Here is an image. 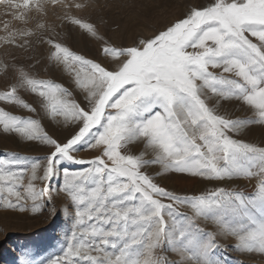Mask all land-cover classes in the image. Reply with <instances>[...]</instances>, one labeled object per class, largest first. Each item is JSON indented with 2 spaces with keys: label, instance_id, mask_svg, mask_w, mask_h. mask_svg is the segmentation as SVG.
<instances>
[{
  "label": "snow or ice",
  "instance_id": "obj_1",
  "mask_svg": "<svg viewBox=\"0 0 264 264\" xmlns=\"http://www.w3.org/2000/svg\"><path fill=\"white\" fill-rule=\"evenodd\" d=\"M0 5L20 24L2 22L0 48L47 46L49 66L73 85L42 77L39 59L0 57V134L48 150L42 158L0 159V212L55 215L63 196L70 213L60 252L43 264H229L218 253L264 256V146L242 138L264 128V0L188 2L130 44L101 31L104 21L88 11L99 0ZM72 29L98 45L100 59L67 43L63 33ZM45 119L69 134H50ZM169 175L252 188L180 194L159 182ZM56 178L62 183L53 188Z\"/></svg>",
  "mask_w": 264,
  "mask_h": 264
},
{
  "label": "rangeland",
  "instance_id": "obj_2",
  "mask_svg": "<svg viewBox=\"0 0 264 264\" xmlns=\"http://www.w3.org/2000/svg\"><path fill=\"white\" fill-rule=\"evenodd\" d=\"M188 2L206 3L207 0H99L101 6L89 9L88 11L92 15V18L98 23H100L101 20L104 21V23H101V31L112 41L130 44L138 36L148 35L154 29H159L165 23L174 19L175 14L178 12L181 13ZM4 11V6L0 5V27H2V22L5 20H11L13 25L19 27V22L12 20L11 16L5 15ZM54 19L55 17L50 14L49 20L53 21ZM131 20H134V22ZM140 20L144 23H141ZM2 34L3 33L0 32V35ZM63 35L67 37V43L78 53L88 58L100 59L98 45L95 42L82 37L74 29L65 30ZM13 56L18 62L26 65L33 63L34 59H39L40 63L35 70L39 72L42 77L51 78L73 89L71 79L68 75L55 67L49 66L46 59L47 46L34 44L33 48L28 51H22L12 47L0 48V57L11 61ZM4 82V80L0 79V86H2ZM75 95L78 100H82V97L78 93H75ZM27 99L32 101L35 98L27 96ZM6 107L7 110L11 111L13 114L22 116L27 115L26 112L14 106L8 105ZM226 107H228V105H226ZM228 108L229 110H233L230 108V105ZM244 114V112L236 113V115ZM43 122L44 124L48 123V125H54L47 119ZM46 125L47 124H45V126ZM249 134L250 136H248ZM242 138L248 142H254L260 146H264V128L253 127ZM14 145L15 147L13 146L12 148L16 150L11 149V151H4L1 148L2 144L0 141V159H6L13 153L29 158H42L45 155L23 152L22 150H31L29 145H27V147L26 142L23 141L15 142ZM68 167L71 170H79L84 166L69 165ZM151 171H155V169ZM169 176L164 177L165 179L161 178L159 182L161 184L167 183L166 187L180 194H199L206 189L203 187H207L209 182L207 181L206 183V181L197 178L179 177L177 175ZM176 179L185 180L187 183L191 180L192 183L183 185L179 184L177 181L175 182ZM60 183H62V179L56 178L53 181V188L59 186ZM245 183L247 182H228L226 185H230V187L239 185L241 188L251 191L252 187L248 183ZM55 204L57 208V213L55 215L50 214L47 210L41 213H31L30 211L24 213L0 212V264H24V261H28L30 264H43V261L47 258L60 252L63 237L70 226V213H65L63 211V196L57 198ZM218 255L224 260H227L229 264H241V261H243V264H264V256L259 254L241 256L236 252L230 251L226 254L218 253Z\"/></svg>",
  "mask_w": 264,
  "mask_h": 264
},
{
  "label": "bare ground",
  "instance_id": "obj_3",
  "mask_svg": "<svg viewBox=\"0 0 264 264\" xmlns=\"http://www.w3.org/2000/svg\"><path fill=\"white\" fill-rule=\"evenodd\" d=\"M176 10V9H175ZM182 10V9H181ZM170 11V10H169ZM182 12V11H181ZM148 14V13H147ZM180 14V12H178V13H176L175 14V17L177 16V15H179ZM138 17V16H137ZM170 17V16H169ZM131 18V17H130ZM139 18V17H138ZM137 19V18H136ZM161 20V19H160ZM129 21V20H128ZM131 21H133L134 22V20H131ZM148 21V20H147ZM137 22V21H136ZM140 22L141 23H144V22H142L141 20H140ZM129 24H130V22H129ZM135 24V23H134ZM159 24V23H158ZM166 24V23H165ZM130 26V25H129ZM120 31V30H119ZM134 32V31H133ZM136 32V31H135ZM147 35V34H146ZM127 37V36H126ZM124 43V42H123ZM129 44V43H128ZM93 51V50H92ZM81 98V97H80ZM228 107H229V105H228ZM230 108H232V106H230ZM50 122V121H49ZM51 123V122H50ZM45 124H47L46 125V129L49 131V133L50 134H53V135H55V136H57V137H59L60 139H64L68 134H69V131L70 130H65L64 128H62V127H60V126H58V125H48V123H45ZM251 134V133H250ZM250 134L248 135V136H250ZM255 136V135H254ZM252 137V136H251ZM253 138V137H252ZM0 141H1V144H2V150H10L11 151V149L12 150H16L15 148H12L13 146L15 147V142H19V141H21L18 137H16V136H14V135H4V134H0ZM24 145V144H23ZM27 145H29V148L31 149V150H22L23 152H27V153H29V154H46V152L48 151L47 150V148H45V147H43V146H41V145H39V144H37V143H26V146ZM28 147V146H27ZM95 153H92V152H81L80 153V155L81 156H83V157H90V156H92V155H94ZM77 170V169H76ZM174 176V175H173ZM170 177V176H169ZM179 177H181V176H179ZM165 179V178H164ZM178 179H180V178H178ZM178 179H176L175 180V182L177 181V182H179V184H183V185H187V184H191L192 183V181L190 180V181H188V183L185 181V180H182V179H184V178H182L181 180H178ZM197 179H199V178H197ZM169 180V179H168ZM167 180V181H168ZM165 181V180H164ZM166 181V182H167ZM172 181V180H171ZM198 181V180H197ZM242 181V180H241ZM232 182H240V181H232ZM172 183V182H171ZM199 183V182H198ZM206 183H207V181H206ZM228 182L226 181V182H224L223 184H217L216 182H208V185H207V187L206 186H204L203 188L205 189H210V188H213V187H216V186H226V187H230V185L229 186H227L226 184H227ZM245 184H247V183H245ZM249 184V183H248ZM164 186H167V183L166 184H163ZM251 187H252V185L251 184H249ZM168 188V187H167ZM198 188V187H197ZM248 188V187H247ZM205 189V190H206ZM198 190V189H197ZM193 193V192H192Z\"/></svg>",
  "mask_w": 264,
  "mask_h": 264
}]
</instances>
